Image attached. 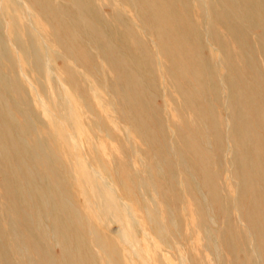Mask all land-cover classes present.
<instances>
[{
	"label": "bare ground",
	"instance_id": "6f19581e",
	"mask_svg": "<svg viewBox=\"0 0 264 264\" xmlns=\"http://www.w3.org/2000/svg\"><path fill=\"white\" fill-rule=\"evenodd\" d=\"M0 264H264V0H0Z\"/></svg>",
	"mask_w": 264,
	"mask_h": 264
}]
</instances>
